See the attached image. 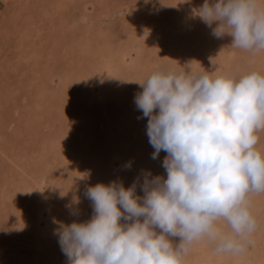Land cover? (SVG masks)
Here are the masks:
<instances>
[{
    "label": "rangeland",
    "instance_id": "rangeland-1",
    "mask_svg": "<svg viewBox=\"0 0 264 264\" xmlns=\"http://www.w3.org/2000/svg\"><path fill=\"white\" fill-rule=\"evenodd\" d=\"M203 3L0 0V264H69L56 232L92 218L88 187L137 181L143 196L145 171L166 178L167 154L151 158L134 102L152 73L264 75V50L216 38L195 16ZM257 135L264 155V130ZM249 200L257 229L244 253L216 254L202 240L182 264H264V193Z\"/></svg>",
    "mask_w": 264,
    "mask_h": 264
},
{
    "label": "clouds",
    "instance_id": "clouds-1",
    "mask_svg": "<svg viewBox=\"0 0 264 264\" xmlns=\"http://www.w3.org/2000/svg\"><path fill=\"white\" fill-rule=\"evenodd\" d=\"M195 16L216 38L230 35L233 48L264 50L260 0H204ZM140 85L134 102L147 118L151 158L167 154L166 178L145 171L143 196L137 181L127 189L116 181L88 187L93 216L59 225L62 253L69 264H182L202 240L216 254L244 253L257 229L249 197L264 193V155L256 147L264 130V75L157 71Z\"/></svg>",
    "mask_w": 264,
    "mask_h": 264
}]
</instances>
